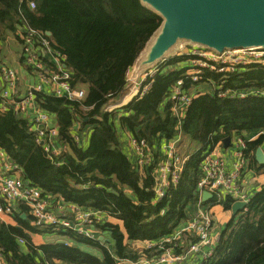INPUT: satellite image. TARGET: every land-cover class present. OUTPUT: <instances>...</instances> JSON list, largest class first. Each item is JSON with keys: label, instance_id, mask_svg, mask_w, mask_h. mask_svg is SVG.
I'll return each mask as SVG.
<instances>
[{"label": "trees", "instance_id": "16d2710c", "mask_svg": "<svg viewBox=\"0 0 264 264\" xmlns=\"http://www.w3.org/2000/svg\"><path fill=\"white\" fill-rule=\"evenodd\" d=\"M34 1L37 7L31 9L28 0H0V55L8 37H15L23 14L32 26L52 32L55 46L66 55L73 70V84L84 87L87 93L82 101L47 92L37 96L41 106L54 115L59 142L67 147L54 161L36 141L29 121L12 110L0 112V147L10 161L23 168L24 178L44 193L107 211L123 221L124 230L108 221L99 225L111 236V246H107L70 230L35 226L30 217H23V212H28L23 205L11 215L12 221L0 220V249L7 264H47L55 260L117 264L116 257L136 259L141 255L136 248L138 242L169 235L189 217L199 199L201 162L221 139L234 134L249 139L259 134L248 141L250 152L264 144V95L221 98L204 80L185 79V90L196 92L183 119L179 141L180 152L188 158L178 183L154 202L155 165L145 175L138 171L122 146L119 125L156 147L174 138L177 119L168 96L176 81L185 78L187 57L172 56L161 67L158 64V71L144 82L149 83L144 94L119 109L106 108L130 90L127 72L143 59L164 18L143 0ZM179 62L183 66L178 67ZM207 74L215 79L221 76ZM225 86L264 90V65L230 73ZM76 122L81 128L92 126L87 147L73 137ZM252 162L257 172L264 174V164L258 163L255 155ZM207 202L231 210L234 200L225 195L220 201L215 196ZM36 234H54L56 239L37 244ZM200 264H264V185L247 208L233 214L221 228L214 255Z\"/></svg>", "mask_w": 264, "mask_h": 264}, {"label": "built area", "instance_id": "2783aa9c", "mask_svg": "<svg viewBox=\"0 0 264 264\" xmlns=\"http://www.w3.org/2000/svg\"><path fill=\"white\" fill-rule=\"evenodd\" d=\"M27 3L31 9L37 7L34 0H28ZM15 39L21 45V63L29 70L34 81L22 91L19 70L0 60V112L12 110L26 118L31 129L36 133V141L44 147L48 158L54 161L67 147L59 142V129L54 115L41 106L37 96L47 92L71 101H82L87 92L84 87L73 84V70L67 64L66 55L55 46L52 35L46 30L32 26L23 14L20 16ZM178 52V56L187 57L185 78L176 81L168 96L171 111L177 119L178 133L174 138L163 141L159 147L145 138L130 136L138 171L145 175L147 169L155 165L154 202L165 197L170 187L178 183L188 158L180 152L179 141L183 119L196 97V92L185 90V79L194 82L204 80L210 85L211 91L221 98H245L250 94L264 95V90L260 89L242 91L225 86L230 73L241 71L254 64L264 65V48L236 47L225 48L219 52L207 46L191 44V46L181 45ZM178 65V67L183 66L180 62ZM134 71L135 65L128 70L127 80L132 82L129 93L134 92L137 96L147 91L149 83L144 84L147 77L143 81L136 82L133 79ZM157 71L158 66H155L147 76H153ZM208 72L221 76L215 79L208 75ZM106 110H113L112 105H108ZM79 126L76 122L73 137L78 144H81L82 135L79 129H76ZM258 135L249 139L238 134L230 137L233 152L231 165L219 150L224 143V138L221 139L210 152L205 154L201 162L197 184L199 199L193 204L185 222L169 235L157 240H144L142 245L137 246L141 253L138 258L116 257L117 264H188V262L200 264L204 260H209L214 255L221 228L207 208L212 202L207 201L215 196L220 201L221 197L228 195L234 202H245L247 204L245 209L247 208L251 198L258 191V189L255 191L246 180L247 173L252 169L253 156V152L247 150V144ZM158 157L159 161L156 160ZM56 163L61 164V162ZM204 191L212 193L213 196L204 200ZM19 205L28 208L30 222L35 226L70 230L100 240L109 246L108 238H105L106 233L99 225L106 221L110 222L109 218L115 216L95 207L67 202L57 194L44 193L41 188L24 178L23 168L18 163L10 161L7 152L0 147V220L11 217ZM20 242L23 243L24 239L21 238ZM0 264H7L2 249H0ZM47 264L75 263L55 260Z\"/></svg>", "mask_w": 264, "mask_h": 264}, {"label": "water", "instance_id": "95a60500", "mask_svg": "<svg viewBox=\"0 0 264 264\" xmlns=\"http://www.w3.org/2000/svg\"><path fill=\"white\" fill-rule=\"evenodd\" d=\"M164 18L162 29L147 49L141 61L135 64L138 71L145 64L153 66L180 41L199 44L223 51L225 48H264V0H143ZM48 34L52 35L51 31ZM156 66V65H155ZM154 66V67H155ZM153 68V67H152ZM226 146L230 137L224 138ZM258 163L264 164L261 146L255 152ZM212 193L203 192L204 200ZM246 203L236 201L232 213L245 209ZM26 218V214H23Z\"/></svg>", "mask_w": 264, "mask_h": 264}, {"label": "crops", "instance_id": "0c3cea01", "mask_svg": "<svg viewBox=\"0 0 264 264\" xmlns=\"http://www.w3.org/2000/svg\"><path fill=\"white\" fill-rule=\"evenodd\" d=\"M10 38H13L11 39L10 41L14 40L15 43H17V39H15L14 36H9L7 41L3 44L2 46V52H1V60L6 62L7 64L10 63V61L8 60V58L6 57V54L5 52H3L4 50H6L7 48H9V45H10V41H8ZM16 58V57H15ZM18 60L21 61V59L19 58ZM22 64V63H21ZM15 68H17L20 72V85H21V90L24 91L28 85L32 84L34 79L33 77L30 75L29 73V70L26 69L23 65H21L20 67H16L14 66L13 64H9ZM152 68L148 69L146 72H142L143 68L139 69L138 71H134V75H133V79L136 81V82H140V81H143L149 71L151 70ZM130 95V97H128ZM135 96V93H129L127 92L121 99L120 101L116 102V103H113L111 104L113 109L114 108H119L123 105H126L128 102H130ZM129 98L126 100V98ZM76 129H79V132L81 133L82 135V142H81V146L83 147H87L88 144H89V140H90V135H91V131H92V126L91 125H86L84 127L81 128V126L79 127H76ZM119 135L121 137V143H122V146L124 148V150L128 153V155L135 161V153H134V150H133V147L131 145V142H130V136L131 134L128 132V130L124 129L121 125H119ZM231 144V140H230V143L228 146L225 145V143H223V145H221L220 147V151L224 154V156L226 157V159L228 160V164L231 165L232 164V161H233V152H232V148L230 146ZM261 147L263 148L264 150V144L261 145ZM69 150V148H68ZM255 152H253V156L255 155ZM256 157V156H255ZM253 163V162H252ZM251 171H249L246 175V180L251 184L250 186L256 191L257 189L260 190L261 187L264 185V174H260L257 172L256 168L254 167V165H251ZM23 205H19L17 210H21ZM25 206V205H24ZM213 206L212 205H208L207 208L211 209ZM26 207V206H25ZM223 206L221 205L220 206V209H222ZM26 209L28 210V208L26 207ZM226 210V209H225ZM232 211V210H231ZM29 212V211H28ZM28 212H23V214H26V218L27 217H30ZM233 215V213H232ZM231 218V216H230ZM110 222L112 223H116V224H119L123 230H124V225H123V221L117 217H110L109 218ZM215 220L216 222L218 223L217 225L222 228L225 224H226V221L228 220V218L226 219L225 223H221L219 222L218 220V217L216 216L215 217ZM3 221H6V222H10L12 221V218L11 217H6L5 220ZM106 237L105 238H108V245L111 246V236L110 234H105ZM104 235V236H105ZM126 237H127V234H125ZM100 236H103V235H100ZM103 236V237H104ZM56 239V236H54V234H45V235H40V234H36L34 236V240H35V243L39 244V243H44V242H50V241H53ZM104 239V238H102ZM105 240V239H104ZM144 243V241H141V242H138L136 244V247L137 246H140ZM188 264H190L188 262Z\"/></svg>", "mask_w": 264, "mask_h": 264}, {"label": "rangeland", "instance_id": "374dc122", "mask_svg": "<svg viewBox=\"0 0 264 264\" xmlns=\"http://www.w3.org/2000/svg\"><path fill=\"white\" fill-rule=\"evenodd\" d=\"M11 39H13V38H10L8 41H10ZM180 42L183 43L185 46H191L190 43H188V42H186L184 40H182ZM179 45H180V43L176 44L171 49H169L167 51V53H166V56L169 57V58L172 57V56H174V57L178 56ZM3 52H5L6 57L10 61L9 64H13L16 67H20L22 65L21 61L18 60L19 58L21 59V45H20V43L18 41H17V43H15L14 40L10 41L9 48L4 50ZM164 59H168V58H163L162 60H159L155 65L158 66V64H160L159 67H161V65H163V63L165 62ZM154 66H153V64H145V65L142 66V68H143L142 72L144 73L148 69H150L152 67L154 68ZM129 83H131V86H130V88H131L132 87V82L130 81ZM119 108H114V109H119ZM220 206H221L220 204H214L212 206V208L210 209V213L214 216V218L217 216L219 222H221V223H225L226 219L228 218V220L226 221V223H227L231 219L230 216L231 217L233 216L232 215V211L231 210H225L224 208L220 209ZM84 248L89 250V251H95L93 248H86V247H84ZM139 252H140V250H139Z\"/></svg>", "mask_w": 264, "mask_h": 264}]
</instances>
